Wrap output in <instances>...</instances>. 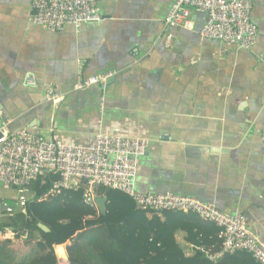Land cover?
Instances as JSON below:
<instances>
[{
    "label": "crops",
    "instance_id": "obj_1",
    "mask_svg": "<svg viewBox=\"0 0 264 264\" xmlns=\"http://www.w3.org/2000/svg\"><path fill=\"white\" fill-rule=\"evenodd\" d=\"M172 2L97 0L102 20L53 32L30 22L31 0H0V126L9 120V130L71 143H86L97 129L147 138L137 190L242 213L264 246V0H251L257 34L249 49L200 35L206 14L194 8L186 26L167 27ZM113 70L104 88H75ZM50 86L64 94L56 104ZM9 189L0 182V224L17 213ZM184 236L177 231L191 254ZM20 238L0 230L2 240Z\"/></svg>",
    "mask_w": 264,
    "mask_h": 264
},
{
    "label": "built area",
    "instance_id": "obj_2",
    "mask_svg": "<svg viewBox=\"0 0 264 264\" xmlns=\"http://www.w3.org/2000/svg\"><path fill=\"white\" fill-rule=\"evenodd\" d=\"M190 8L206 14V21L198 31L203 37L243 49L254 44L257 27L251 20V0H173L164 24L186 26ZM102 19L97 0H31L30 4V22L53 32L67 25L76 27ZM170 41L171 35L167 34L165 44ZM114 74L113 70L93 75L78 81L75 88L83 89L91 84L104 88ZM26 80L34 83L29 77ZM63 95L54 86L47 90L53 104L62 100ZM8 124L6 120L0 126V182L16 191L17 202L23 208L30 182L43 172L56 173L58 178L52 182L50 193L83 183L85 200L95 206L93 188L104 186L124 192L140 209L154 213L167 210L194 213L219 227V247L213 251L204 249L208 259L216 261L226 253L245 250L257 264H264V246L242 213L222 211L192 195L171 191L144 193L136 189L137 162L146 152L147 138L97 129L86 143H71L59 136L44 138L28 128L9 130Z\"/></svg>",
    "mask_w": 264,
    "mask_h": 264
},
{
    "label": "trees",
    "instance_id": "obj_3",
    "mask_svg": "<svg viewBox=\"0 0 264 264\" xmlns=\"http://www.w3.org/2000/svg\"><path fill=\"white\" fill-rule=\"evenodd\" d=\"M57 178L56 173L43 172L32 180L25 212L18 211L0 224V230L16 231L18 238L37 237L26 248L0 239V264H257L245 250L226 253L216 261L208 259L204 249L219 247V227L194 213H154L137 208L118 189L96 186V193L106 198L105 212L100 213L85 200L83 183L50 193ZM206 226L210 227L207 233ZM179 230L194 245L191 254L177 241Z\"/></svg>",
    "mask_w": 264,
    "mask_h": 264
},
{
    "label": "rangeland",
    "instance_id": "obj_4",
    "mask_svg": "<svg viewBox=\"0 0 264 264\" xmlns=\"http://www.w3.org/2000/svg\"><path fill=\"white\" fill-rule=\"evenodd\" d=\"M6 193H7V196H8L7 197L8 205H11L12 206L14 213L15 212H18L20 210V206L17 205V202H16V198H17L16 191L14 189H9ZM27 195H29V192H28ZM36 238L37 237H34L31 240L30 239H27V238H23V239L20 238L18 240L13 241V245H14L15 248H26V247H28L27 246L28 245V242H29V244H33V241Z\"/></svg>",
    "mask_w": 264,
    "mask_h": 264
},
{
    "label": "water",
    "instance_id": "obj_5",
    "mask_svg": "<svg viewBox=\"0 0 264 264\" xmlns=\"http://www.w3.org/2000/svg\"><path fill=\"white\" fill-rule=\"evenodd\" d=\"M94 201H95V204H96V207H97L98 211L100 213H104L105 212V201H106V198L104 196H97V197H94ZM37 225L42 230L48 231V228L45 225H43L42 223H38Z\"/></svg>",
    "mask_w": 264,
    "mask_h": 264
}]
</instances>
